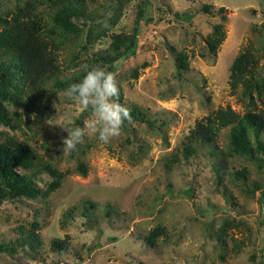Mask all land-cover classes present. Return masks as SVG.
Returning a JSON list of instances; mask_svg holds the SVG:
<instances>
[{
  "label": "rangeland",
  "instance_id": "obj_1",
  "mask_svg": "<svg viewBox=\"0 0 264 264\" xmlns=\"http://www.w3.org/2000/svg\"><path fill=\"white\" fill-rule=\"evenodd\" d=\"M85 1L90 14L74 20L77 33L54 35L63 81L90 69L91 56L107 50L112 35L133 34L145 0ZM149 1L136 54L113 73L123 104L138 107L154 127L124 124L107 144L85 135L76 150L65 153L64 129L83 128L92 119L90 109L62 95L66 88L50 90L48 110L30 119L8 105L13 119L17 113L22 118L0 126V142L7 136L27 142L64 177L49 197L0 206V244L33 232L40 239L34 251L0 253V264H264V174L258 161L231 151L228 128L213 145L217 151L195 143L194 155L183 154L199 120L228 106L239 114L249 109L244 87L233 92L230 86L232 64L243 50L256 53L257 79L264 81V0ZM17 3L1 1L0 12ZM205 5L209 13L202 11ZM216 24L223 26L225 40L211 54L207 41ZM180 56L187 69L178 68ZM256 89L258 111L264 108V84L262 92ZM244 169L247 179L235 177ZM46 172L34 178L42 190L52 180ZM159 227L163 235L149 244L150 232ZM54 239L65 240L68 249L54 251Z\"/></svg>",
  "mask_w": 264,
  "mask_h": 264
},
{
  "label": "trees",
  "instance_id": "obj_2",
  "mask_svg": "<svg viewBox=\"0 0 264 264\" xmlns=\"http://www.w3.org/2000/svg\"><path fill=\"white\" fill-rule=\"evenodd\" d=\"M1 1L7 0H0V4ZM149 5V0L142 3L133 34L112 35L109 48L91 56V67L104 66L116 72L126 60L136 54L140 22ZM202 11L209 13L211 7L205 5ZM223 11V8L219 10L221 13ZM89 14L85 0H18L14 9L0 12V126H14L22 118L19 113L15 119L10 116L9 104L19 106L29 119L31 114L42 115L50 106L47 97L50 90L57 87L67 89L70 84L83 78L85 71L74 75L72 80L61 79L54 44L57 47L55 36L58 34L77 33L74 20L89 18ZM102 35L103 33L97 36L91 34L90 41L95 42ZM224 40V28L221 24H216L208 38L207 50L215 54ZM85 49L88 50L87 47ZM258 65L257 55L251 48L243 50L234 60L230 70L231 89L237 92L240 86L244 87L251 100L250 107L243 114L237 113L229 106L220 108L199 120L183 143V154L186 159L196 153L195 143L211 147L216 143L220 131L228 128L231 151L258 161V169L264 174V108L257 111L252 93L257 90L256 88L262 92L264 84V81L257 79ZM177 66L179 69H187L186 57L179 58ZM119 91V103L130 110L132 117L131 122L126 121L125 125L143 122L154 127L155 121L147 118L138 107L123 104L122 89L119 88ZM212 148L214 151L218 150L216 145ZM258 153L261 157L256 156ZM228 155L231 156V153ZM172 160L179 161L176 157ZM80 168V171L85 173V167ZM220 168L221 166H218V169ZM45 170L52 180L46 189L42 190L34 178ZM63 177L64 173L50 165H44L37 152L27 142L20 141L14 136H7L5 141L0 142V206L8 200L49 197L60 186ZM219 177L221 179V175ZM235 177L247 179L249 172L246 169L237 171ZM262 196L264 197V189ZM90 206L94 207L95 203H90ZM164 230L159 227L150 232L149 244L154 245ZM39 243V236L33 232L28 238L22 236L21 239L0 244V253L14 256L20 249H23V252L34 251ZM51 247L62 254L68 249V243L65 240L54 239Z\"/></svg>",
  "mask_w": 264,
  "mask_h": 264
},
{
  "label": "clouds",
  "instance_id": "obj_3",
  "mask_svg": "<svg viewBox=\"0 0 264 264\" xmlns=\"http://www.w3.org/2000/svg\"><path fill=\"white\" fill-rule=\"evenodd\" d=\"M62 95L76 100L83 109H90L92 115L85 127L64 129L67 135L62 138V151L65 153L76 150L85 135L96 136L107 144L122 134L126 121L131 122L130 110L119 103L115 74L99 66L87 69L80 82L70 84Z\"/></svg>",
  "mask_w": 264,
  "mask_h": 264
}]
</instances>
